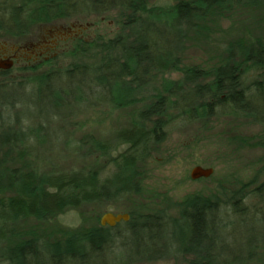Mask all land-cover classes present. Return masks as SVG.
<instances>
[{"label":"trees","instance_id":"obj_1","mask_svg":"<svg viewBox=\"0 0 264 264\" xmlns=\"http://www.w3.org/2000/svg\"><path fill=\"white\" fill-rule=\"evenodd\" d=\"M239 9L259 10L264 23V0H0L2 39L21 37L34 25L118 13L113 36L75 39L68 51L37 65L47 70L0 80L2 94L16 88L25 102L39 103L46 92L51 110L31 119L14 113L23 100H1L0 113L8 108L14 115L6 122L0 114V129L6 128L0 132V264H248L264 251V181L244 183L223 198L189 196L175 216L128 210L129 221L54 240L22 238L18 231L28 218L44 221L138 194L139 166L174 122L231 117L264 125V37L229 42L223 60L209 68L182 59L189 35L212 16ZM64 59L69 63L57 67ZM100 105L133 114L108 141L74 142L85 157L108 156L109 175L94 167L55 170L54 161L41 166L33 131L51 126L61 107L67 122L73 112ZM49 156L61 155L51 149Z\"/></svg>","mask_w":264,"mask_h":264},{"label":"rangeland","instance_id":"obj_2","mask_svg":"<svg viewBox=\"0 0 264 264\" xmlns=\"http://www.w3.org/2000/svg\"><path fill=\"white\" fill-rule=\"evenodd\" d=\"M260 13L259 10L239 9L233 13L212 16L197 32L187 37L181 53L183 62L197 68H209L223 60L224 48L229 42L264 37V23ZM117 18V11H111L101 17H80L34 25L21 37L0 38V42L5 41L9 50L24 46L22 59L7 69L9 72L0 77V80L9 78L20 81L47 70L46 64L37 66L41 62H28L25 59L32 54L33 47L29 44L52 42L55 38V48L46 57L58 56L68 51L75 39L89 40L96 35L104 38L113 36L117 31ZM60 27L64 31L63 38L56 36ZM70 27L77 29L76 35L69 34ZM57 63V67H63L69 60H58ZM167 76L176 78L179 75ZM18 92L16 88H8L5 94L0 91V104L3 99L10 102L19 98ZM44 95L39 103L32 99L31 102H25L27 99L19 98L24 102L23 107L14 111L16 116H27L31 119L38 117L40 113L45 118L49 116L51 110L46 105L49 103L46 92ZM65 111L64 107L59 108L58 118H49L51 126L33 131L34 142L39 144L36 151L38 158L34 159L39 160L41 166L48 161H54L55 170L69 172L94 167L100 171L102 177L108 176L111 166L108 156L95 153L85 157L80 145L74 142L83 136H92L101 141L110 140L118 130L130 124L133 120L132 111L100 105L80 112L75 111L64 122ZM0 114L1 119L6 122L14 115L8 108ZM173 124L176 126L172 125L163 139L155 145L150 156L140 164L138 171L141 187L138 194L116 203H95L69 209L44 221L34 218L22 220L18 225L20 237L40 235L50 240L59 239L66 234L100 225V218L105 213L123 214L134 209L138 213L164 210L167 215L175 216L178 214L179 203L189 196L223 198L231 195L244 183L249 182L252 184L250 187H253L264 181V125L231 117H211L185 125L175 122ZM4 129H0V132H6V128ZM14 133L19 135L18 130H14ZM68 141L74 144H69ZM51 149L61 156L50 157ZM82 149L86 150L87 146ZM122 149L120 147L116 152ZM195 166L211 168L213 171L208 177L191 179L189 175ZM240 205L238 202V206ZM117 228L114 229L119 230ZM172 262L164 260L155 264ZM248 264H264V251H258Z\"/></svg>","mask_w":264,"mask_h":264},{"label":"flooded vegetation","instance_id":"obj_3","mask_svg":"<svg viewBox=\"0 0 264 264\" xmlns=\"http://www.w3.org/2000/svg\"><path fill=\"white\" fill-rule=\"evenodd\" d=\"M62 29L63 28H61V27L58 28L56 36L61 37V38L64 37V36H62L63 32H64ZM75 31H77V29H73V27L68 28L69 34L72 33V34L76 35L77 33H75ZM58 37L56 39H58ZM54 43H55V38L53 39L52 42L44 41L42 44L41 43H39L37 45L29 44V45H31V47H33L32 54L29 55L25 59L28 62L37 61L39 63L49 60L50 58L46 57V56L50 50L55 48ZM6 46H7V44L5 41L0 42V60L10 59V60H12L13 64H15L18 60L22 59L24 46L23 47H16L15 49H12V50L7 49ZM12 66H14V65H12ZM4 71H6V70H3L0 68V72H4ZM124 213L129 215V219H128V221H129L130 220V212H124ZM154 213L157 215V209L154 210ZM105 226H107V225H105Z\"/></svg>","mask_w":264,"mask_h":264},{"label":"water","instance_id":"obj_4","mask_svg":"<svg viewBox=\"0 0 264 264\" xmlns=\"http://www.w3.org/2000/svg\"><path fill=\"white\" fill-rule=\"evenodd\" d=\"M12 65L13 62L10 59L0 60V68L3 70H7L11 68ZM212 171L213 170L211 168H203L200 166H195L194 168L191 169L189 176L191 179H199L210 176ZM128 219H129V215L126 213L123 214L105 213L100 218V225L101 226L107 225L109 227H113L121 221H128Z\"/></svg>","mask_w":264,"mask_h":264}]
</instances>
